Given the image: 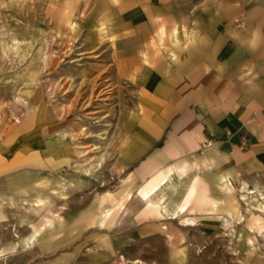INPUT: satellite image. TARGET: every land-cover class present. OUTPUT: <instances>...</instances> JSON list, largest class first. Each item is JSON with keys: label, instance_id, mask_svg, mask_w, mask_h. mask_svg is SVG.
<instances>
[{"label": "crops", "instance_id": "obj_1", "mask_svg": "<svg viewBox=\"0 0 264 264\" xmlns=\"http://www.w3.org/2000/svg\"><path fill=\"white\" fill-rule=\"evenodd\" d=\"M0 49V208L79 174L80 110L133 94L108 186L0 230V264H264V0H0Z\"/></svg>", "mask_w": 264, "mask_h": 264}, {"label": "rangeland", "instance_id": "obj_2", "mask_svg": "<svg viewBox=\"0 0 264 264\" xmlns=\"http://www.w3.org/2000/svg\"><path fill=\"white\" fill-rule=\"evenodd\" d=\"M1 51V49H0ZM2 56L3 53H1ZM7 59V62L4 63ZM11 60V58H10ZM6 56L5 59H1L0 72H3L7 67L11 66V69L15 71L18 68L16 63L10 62ZM65 64V63H63ZM114 92H110L113 95L107 98V100L100 104L89 103L84 105V109L80 110L82 115V126L77 133V139L79 145H81V153L77 164H81L79 168V174L70 175L67 180L57 179L55 187H53L50 194L46 197L38 198L35 201L24 202L20 204L8 203L5 207L0 208V230L5 229L9 231H20L21 229H37L40 231L53 221L60 218V213L65 210L63 200L66 198L67 191L75 186V182L79 180L84 184L94 183L97 184L94 191H103L108 186L106 179L108 171L106 169V162L110 160L113 153L107 152V146L111 142V136L114 135L118 123L119 113L124 109L123 104L130 109L133 101V94L125 89L121 96ZM74 95L75 91L73 92ZM99 103V102H97ZM97 111V112H95ZM100 111V112H99ZM90 112V113H89ZM89 114V115H87ZM87 116L86 119L83 116ZM90 145V146H89ZM100 185H99V184ZM75 188V187H74ZM75 190V189H74ZM92 189H85V193L91 192ZM261 245H264V238L259 240ZM235 241H233V244ZM201 254L196 256L193 264H240V256L236 254L235 248L226 249L222 242H218L216 245H212L209 248L207 244H200ZM205 246V247H204ZM216 246V249H215Z\"/></svg>", "mask_w": 264, "mask_h": 264}, {"label": "built area", "instance_id": "obj_3", "mask_svg": "<svg viewBox=\"0 0 264 264\" xmlns=\"http://www.w3.org/2000/svg\"><path fill=\"white\" fill-rule=\"evenodd\" d=\"M212 145H214V141H209L205 144V147H211ZM124 260L125 259H123L122 257H118V259L116 261L112 262V264H125Z\"/></svg>", "mask_w": 264, "mask_h": 264}]
</instances>
